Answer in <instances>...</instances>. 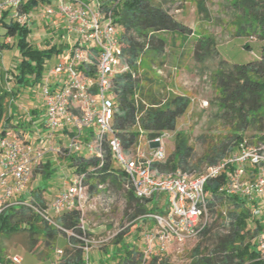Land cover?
Instances as JSON below:
<instances>
[{
	"label": "trees",
	"instance_id": "obj_1",
	"mask_svg": "<svg viewBox=\"0 0 264 264\" xmlns=\"http://www.w3.org/2000/svg\"><path fill=\"white\" fill-rule=\"evenodd\" d=\"M162 0H121L114 9L113 16L120 39V55L128 70L113 77L111 93L113 95L114 117L113 131L125 153L134 152L140 136L151 140L164 132L173 133V150L163 163L155 162L153 167L162 173L181 171L187 174L200 172L201 166H211L230 154L237 152L240 145L258 146L264 144V0H228L231 10V26L236 38H254L261 43L258 59L244 64H232L220 58L214 38L210 35L199 36L192 40V58L200 65L210 60H217L216 67L210 75L213 87L217 92L214 105L217 108L215 117L227 123L228 135L217 147L209 148L197 160H193V147L189 144L186 133L176 130L178 119L190 106V98L182 95L165 96L161 92L163 85L157 80L140 78L136 74L142 62L159 63L164 54L167 41L162 34H170L181 43L191 31L176 21L164 8ZM47 2L31 0L21 4L15 11L31 14L35 9L44 7ZM105 7V6H104ZM198 14L205 18L208 13L205 2L196 4ZM9 12L0 16V25L4 29V38H10L20 53V61L11 73L12 87L7 88V74L0 71V137L7 126L33 132L32 119H15L13 101L23 89H32L41 83L46 70V62L61 51L54 45L38 49L31 45L28 36L31 34L30 21L20 25L9 17ZM7 20V22H6ZM244 49H250L244 45ZM10 47L0 43V49ZM60 54V53H59ZM90 68V69H89ZM94 67H87L84 74H93ZM8 104V105H7ZM9 108V116L6 110ZM35 116L34 109L30 111ZM13 120V121H12ZM27 131V130H26ZM254 135L246 140V133ZM86 139V138H85ZM103 165L98 168V159L86 157L80 153L61 155L75 174L83 175L84 184L90 194H109L111 188H120L126 195L127 207L132 209L130 219L136 220L148 214L161 213L162 204L154 196L152 199L140 200L132 190L126 189V177L123 170L112 161L107 145L104 144ZM60 155V154H59ZM232 168L216 178L208 180L204 191L208 195V212L216 213V207L226 204L229 209L225 232L214 237L210 246L196 245L190 254L188 264H264V256L259 250V239L264 235V214L252 216V209L257 205L246 198L228 195L221 191L227 185ZM39 174L41 184L30 189L25 197L34 205L45 208L42 195L46 183L52 176L50 162L39 164L33 175ZM102 186V189L99 188ZM24 198V199H25ZM157 201L152 205L153 200ZM161 205V206H160ZM150 206V207H148ZM166 211V208L163 213ZM221 216V214L217 215ZM80 213L76 210L65 212L58 218L62 229L81 236L78 228ZM210 228L206 226L199 234L207 237ZM25 232L36 244L35 236L43 238L47 245L54 243L57 236L65 233L52 227L39 218L26 206L10 207L0 214V238ZM122 233L114 236L113 257L116 264H141L142 254L134 246L123 243ZM88 235L87 232L84 234ZM198 236V237H199ZM73 247L63 249L60 264H84L81 249L83 242L70 237ZM264 241V240H263ZM11 261V260H10ZM12 263V262H11ZM148 264H166L152 256ZM0 264H9L1 254Z\"/></svg>",
	"mask_w": 264,
	"mask_h": 264
},
{
	"label": "built area",
	"instance_id": "obj_2",
	"mask_svg": "<svg viewBox=\"0 0 264 264\" xmlns=\"http://www.w3.org/2000/svg\"><path fill=\"white\" fill-rule=\"evenodd\" d=\"M28 1L31 0H0V16L9 12V17L20 25L29 23L32 14L15 11ZM43 1L47 2L45 12L48 15L62 18L64 44L68 49L60 53H66L62 62L46 68L39 84L43 123L41 127H33L36 138L33 141L23 139V130L18 133L6 130L0 137V214L10 207L30 208L39 218L65 233L68 247H73L70 237L82 241L84 264H89L94 242L84 235L82 215L87 200L84 176L74 174L68 187L46 203L45 208L34 205L25 197L29 194L33 171L43 160L45 148L64 156L85 149L89 157L98 159L100 168L104 162V144L109 149L111 161L125 174L126 189L132 190L140 200L162 197V205L166 206L164 213L145 216L154 223V229L144 236L141 264H148L152 256L164 252L172 243L182 244L199 236L208 217V195L204 185L228 167L232 170L221 191L257 203L252 216L264 214V144L240 145L237 152L195 174L178 170L162 173L153 167L155 162L166 160L165 144L170 132L151 140L140 136L134 152L123 151L112 128L114 104L111 93L113 77L128 70L120 55L119 33L113 16L121 0ZM9 41L10 38H6V43ZM87 67H94L93 74L83 73ZM157 73L161 74V70ZM60 136L63 143L55 145ZM98 198L103 209L109 210L112 199ZM72 210L80 213L78 228L81 236L62 229L58 222L61 214ZM263 240L264 235L258 242L262 256ZM62 255L63 250L56 249L50 264H60ZM10 260L13 264L21 263L18 256Z\"/></svg>",
	"mask_w": 264,
	"mask_h": 264
},
{
	"label": "rangeland",
	"instance_id": "obj_3",
	"mask_svg": "<svg viewBox=\"0 0 264 264\" xmlns=\"http://www.w3.org/2000/svg\"><path fill=\"white\" fill-rule=\"evenodd\" d=\"M164 8L178 22L185 25L191 31V35L186 36V42L181 41L170 35L162 34L167 41L164 54L159 63L149 64L142 62L137 75L140 78L144 74L147 78L157 80L164 88L161 92L165 95H182L190 98V106L176 125V130L184 132L189 137V144L193 147V160L200 158L209 148L217 147L229 133L227 123L215 117L217 108L214 100L217 92L210 79L211 73L216 67L217 60L207 61L200 65L192 58L191 43L199 36L210 35L216 42L220 58L232 64H244L258 59L261 43L254 38H236L234 29L231 26V10L228 0H203L208 13L205 18L203 14H198L196 4L199 0H162ZM30 28L31 34L28 41L38 49L48 48L52 45L66 52L68 47L64 44L65 33L63 20L58 15H48L44 7L35 9L32 13ZM7 22V20H6ZM4 29L0 25V43L9 46V49H0V71L7 74V88L12 87L10 79L14 66L20 61V53L10 39L6 43ZM244 45L250 49H244ZM89 47V46H88ZM53 56L46 62V67L51 68L60 62L61 54ZM161 70V74H158ZM1 86V84H0ZM40 85H35L32 89L21 90L15 100V116L13 120H23L31 118L34 127L42 125V105L40 103ZM8 105V104H7ZM34 109L35 116L30 114ZM9 116V108L6 110V117ZM12 120V121H13ZM7 126V130L13 132L19 129ZM27 130V131H26ZM23 132V139L33 141L36 136L26 128ZM21 131V130H20ZM18 133V132H17ZM254 135L253 132L246 133V140ZM63 138L57 137L55 145L60 146ZM173 133H170L165 144L166 156L173 150ZM145 143L142 142L144 147ZM55 149V148H54ZM42 164L49 161L52 171L50 179L43 183L45 190L42 195L46 203H50L58 193L70 183V178L75 174L68 167L61 155L45 148ZM87 156L84 151L80 153ZM205 165L201 166L202 170ZM31 187L37 188L41 184L38 173L32 176ZM109 194H90L87 190V200L84 206L82 218L88 235L86 238L94 242L89 253V264H116L113 257L115 246L112 243L116 234L124 232L122 235L123 243L134 246L142 252L144 250V236L153 231L154 223L148 218L130 219L132 209L127 207L126 195L120 188L112 187ZM107 196L112 199L109 210H104L98 197ZM154 199L152 205H156ZM150 207V206H148ZM166 206L161 208V213ZM229 207L226 204L216 207V213L208 212L206 226L210 228L207 237H197L182 244L172 243L164 252L157 255L159 262L166 264H188L190 261L191 250L201 243L203 247L210 246L214 237L225 232L227 217L225 213ZM221 214V216H217ZM36 244L32 246V239L27 233L21 232L0 238V250L5 260L11 263L13 256L22 259L20 264H50L55 257L56 249H64L66 246V235L60 234L57 240L47 245L43 238L35 236Z\"/></svg>",
	"mask_w": 264,
	"mask_h": 264
},
{
	"label": "crops",
	"instance_id": "obj_4",
	"mask_svg": "<svg viewBox=\"0 0 264 264\" xmlns=\"http://www.w3.org/2000/svg\"><path fill=\"white\" fill-rule=\"evenodd\" d=\"M57 56H58V55H57ZM65 56H66V53H62V54H61V57H60V58L63 57V59H60V62H62V61L64 60ZM48 67H49V66H48ZM48 67H47V68H48ZM51 67H52V66H51ZM39 99H40V103H41V105H42L41 98H39ZM42 111H43V107H42ZM41 118H42V123H43V112H42V116H41ZM41 125H42V124H41ZM83 151H84L85 153H87L85 149H83L81 152H83ZM86 157H88V155H87ZM67 187H68V186H65L61 191L65 190ZM30 189H32L31 184L29 185V190H30ZM61 191H60V192H61ZM60 192H59V193H60ZM59 193H58V194H59ZM56 197H57V195L53 198V200H54ZM158 201L162 204V197H159V198H158ZM151 203H152V202H151ZM160 206H161V205H160ZM164 206H165V205H162L160 208H163ZM54 258H55V257H54ZM53 260H54V259H53ZM53 260H52V261H53ZM21 261H22V259H21ZM52 261H51V262H52Z\"/></svg>",
	"mask_w": 264,
	"mask_h": 264
}]
</instances>
